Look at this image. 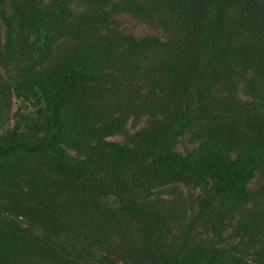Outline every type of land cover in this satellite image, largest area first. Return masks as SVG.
Segmentation results:
<instances>
[{
	"label": "trees",
	"instance_id": "1",
	"mask_svg": "<svg viewBox=\"0 0 264 264\" xmlns=\"http://www.w3.org/2000/svg\"><path fill=\"white\" fill-rule=\"evenodd\" d=\"M122 10L150 21L169 15L186 28L185 43L115 30L111 13ZM0 22V57L20 63L14 89L44 98L37 120L0 138V264H117L101 250L115 230L129 256L222 263L217 247L193 258L156 246L157 216L145 202L178 182L200 189L195 220L211 214L220 227L238 214L234 231L262 264L264 195L247 185L264 172V0H0ZM62 39V57L43 66L42 43ZM105 70H143L151 90L164 92L125 142L106 139L122 122L93 102L92 81ZM231 84L248 98L213 93ZM186 132L196 145L181 153ZM131 226L141 231L137 250Z\"/></svg>",
	"mask_w": 264,
	"mask_h": 264
},
{
	"label": "rangeland",
	"instance_id": "2",
	"mask_svg": "<svg viewBox=\"0 0 264 264\" xmlns=\"http://www.w3.org/2000/svg\"><path fill=\"white\" fill-rule=\"evenodd\" d=\"M111 14L115 20L113 28L124 34L132 35L135 38L153 35L169 42H171L169 39H175L178 44L183 45L185 43L186 28L180 24L172 23L169 15H163L161 21H150L138 18L124 10L115 11ZM4 38L5 27L0 22V51L3 50ZM66 44L67 41L63 39L59 42H53L49 48L42 43L45 53L42 65L45 66L48 63L53 65L57 57H62ZM36 54H39L38 49ZM36 67L40 68L41 65H36ZM19 68L20 63L0 57V138L13 129L17 131L26 130L32 121L39 118L38 108L44 102V98L37 88L29 91L23 88L20 90L21 93L14 89L11 78L17 76ZM109 72V70H105L104 74L98 78V82L92 81V84L96 86V90L92 94L93 102L98 110L109 112L122 122L120 129L107 136L106 139L125 142L127 135L147 126L151 119V111L159 106L155 95H163L164 97V92L156 86L151 90L150 77L143 70L116 72L115 75ZM228 91L236 95L238 99L246 100L248 98L240 87L233 84L230 86L221 85L213 93L222 97L226 96ZM195 145L196 142L191 139L190 133L186 132L178 137L175 149L184 153ZM67 153L75 156L73 149L68 148ZM247 186L251 190L261 187L264 195V172L252 178ZM154 190L155 195L150 197V201L145 202L144 208L157 216L156 224L159 230L158 237L156 236V246L158 248L167 253H173L180 249L181 257L198 258L202 249L206 250L213 246L224 249L227 254L220 264L256 263L259 255L255 251L253 252L254 248L250 246L251 244L247 242L246 238H240L234 231L238 214H233L227 219L228 222L225 220L224 225L219 227L218 221L211 214L209 217L195 220L198 213L196 197L200 192L198 187L187 186L178 182ZM128 233L129 242L133 245L137 244L136 250L141 248L136 226L129 227ZM111 236L110 242L107 245L102 244L101 250L103 253L109 251V255L115 259L117 264L160 263V259L154 254L132 253L129 256L122 253L125 246H122L121 236L124 235L120 236L119 230H115ZM181 237H185L184 243H182L183 238ZM261 256L262 264H264V246L261 249ZM92 264L100 263L95 261Z\"/></svg>",
	"mask_w": 264,
	"mask_h": 264
}]
</instances>
